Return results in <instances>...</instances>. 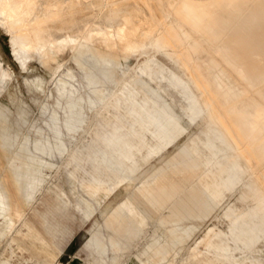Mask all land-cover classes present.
I'll list each match as a JSON object with an SVG mask.
<instances>
[{
	"label": "rangeland",
	"instance_id": "rangeland-1",
	"mask_svg": "<svg viewBox=\"0 0 264 264\" xmlns=\"http://www.w3.org/2000/svg\"><path fill=\"white\" fill-rule=\"evenodd\" d=\"M92 1L75 0L81 8L69 21L75 23L74 33L84 19L99 27L88 46L83 31L72 39L62 32L58 42L64 47L55 49L49 42L46 58L40 44L28 47L41 57L27 66L9 52L16 31L4 14L11 3L0 6V59L11 71L0 89V223L6 219L0 254L14 251L30 259L4 256L0 263L264 264V192L259 187L264 156L249 164L223 140L179 61L185 50L160 39L169 21L191 42L203 34L152 0L159 26L148 31L140 25L141 41L135 45L120 40L125 27L116 16L127 5L142 7L145 0ZM52 2L56 11L64 5V0ZM243 9L214 5L206 37L227 34ZM63 10L58 20H65ZM250 28L256 37H238L235 46L250 66L264 70L263 36L256 26ZM235 29L248 30L246 24ZM16 41L18 49L26 48ZM213 43L201 50L204 59L217 53ZM81 55L92 63H80ZM102 55L105 60L99 62ZM216 59L223 72L222 59ZM236 82L238 99L244 101V86ZM247 94L264 106L254 90ZM20 186L24 193L18 192ZM114 200L120 201L122 214L106 222L109 212L104 211ZM39 212L42 228L34 220ZM106 225L125 246H115V240L112 251L88 245L95 229L106 231ZM8 233L9 241L3 240Z\"/></svg>",
	"mask_w": 264,
	"mask_h": 264
},
{
	"label": "bare ground",
	"instance_id": "bare-ground-1",
	"mask_svg": "<svg viewBox=\"0 0 264 264\" xmlns=\"http://www.w3.org/2000/svg\"><path fill=\"white\" fill-rule=\"evenodd\" d=\"M9 1L11 3L10 8L6 10L5 14L3 13L5 16L4 21L16 31L15 37L9 39V42L12 43L9 52L14 60H20V63L25 66L31 60H35L38 58L37 56H40L28 51V47L40 44L42 54L46 58L48 57V52L45 47L48 46L49 42L55 43V49L64 47L62 43L58 42L59 38L65 36L62 32L67 31L68 36L72 39L76 37L77 32L83 31L85 39L83 42L88 46L92 33L99 28L96 24L90 25L88 20L84 19L79 25L80 28L74 33L73 27H75V23H69V21L74 19V15L81 8V5L76 3L75 0H64V5H59L57 11L53 6L52 0H29L24 5L21 0ZM156 1L159 2V5L160 2L166 4L171 11L170 14L180 18L191 30L198 34L200 32L203 34L198 40L191 42L187 33L178 30L177 26L169 21L168 25L164 27V31L160 34V39L163 43L185 50L179 55V61L184 66L189 81L200 93L201 102L206 107L208 114V122L218 126L223 140L236 147L239 153L245 156L249 164L261 159L264 156V106L256 102L247 92L248 89H252L264 100V88H257L264 83V70L250 66L235 45L239 39L238 37H256L254 30L250 28L254 26L260 29L264 40V0ZM5 2L6 0H0V6ZM95 2L96 0H93L91 3ZM221 4L235 9L238 7L244 8L236 25L246 24L248 28L246 33L235 31V25L227 34L220 38L218 36H214L211 39L206 37V20L211 16L212 7L214 5L220 6ZM82 5L86 9L89 8L87 7L88 1H83ZM74 8L77 9L74 10ZM63 9H67L66 18L65 20H58L56 16L61 15ZM124 9L118 12L116 16L117 23L125 27L119 33L120 40L127 38L132 44L138 45L141 41L138 31L140 25L144 26L148 31L159 26L158 18L155 15L156 7L153 5L152 0H145L142 7L133 4L132 6L127 5ZM95 11L97 10L95 9ZM0 13L2 12L0 11ZM66 20L67 23L64 22ZM24 23L28 25L25 26ZM103 23L109 27L107 20ZM46 27L49 28L48 31L45 30L47 29ZM43 34L47 35L44 36ZM16 39L20 40L26 48L18 49ZM209 43H213L217 51L211 60L204 59L201 52L205 46H209ZM95 45H97L95 49L98 51L99 46L98 44ZM260 50L262 52L260 55L264 56V43L260 45ZM112 56L116 61L119 60L117 54L113 53ZM216 57L221 58L223 61L225 66L223 72L217 69L218 61ZM82 59H85L90 64L92 63L89 56L81 55L80 63ZM104 60L105 55H102L99 58V62ZM101 73L105 74V71H101ZM227 73H233L236 78L231 80ZM10 77L11 71L0 59V89L1 87L3 88ZM236 80L241 81L244 86L247 95L244 101H239L238 99L241 91L236 87ZM238 106H247L250 111L239 109ZM255 119L257 121H254ZM259 187L264 192V178L259 181ZM0 202L2 201L0 200ZM1 212H4L2 205H0ZM5 225L6 219L4 218L0 223V228L3 229Z\"/></svg>",
	"mask_w": 264,
	"mask_h": 264
},
{
	"label": "crops",
	"instance_id": "crops-1",
	"mask_svg": "<svg viewBox=\"0 0 264 264\" xmlns=\"http://www.w3.org/2000/svg\"><path fill=\"white\" fill-rule=\"evenodd\" d=\"M6 192L8 193L9 191L8 190H6ZM12 192H14V190H12ZM18 192H21V193H24L25 192V189L23 188V186H20V189L18 190ZM116 200H114L113 202H110L111 204H110V206L104 211L105 213H107V212H109V214L107 215V220H106V222L108 221V218L110 217V216H112L113 215V220H115L116 219V217H114L115 215L114 214H117L118 212L120 213V214H122V212H121V208H120V201H116ZM6 204H7V207L9 206V204H10V202H6ZM61 206L63 205V202H61V203H59ZM113 204V205H112ZM4 207V206H3ZM108 210H110V211H108ZM103 212V213H104ZM36 213V212H35ZM40 213V212H39ZM124 213V212H123ZM34 215V214H33ZM32 215V216H33ZM34 217V216H33ZM39 217H41L42 218V215H41V213L39 214V216H35V218H34V220H35V222L36 223H38L37 222V218H39ZM115 221H118V219H116ZM39 224V223H38ZM40 226H41V228H42V223L41 224H39ZM27 230H28V226H27ZM106 231H104V228L103 229H101L100 227H98L97 229H95V231L93 232L94 234H93V237L91 238V242H88V245L92 248V245L94 246L93 247V249H100L101 251H106L107 249L108 250H110V251H112L113 250V248H112V240H115L116 242H115V246H122V245H124L125 246V244L124 243H122V238H119V237H117V236H115L116 235V233H114L113 231H110L109 230V228L107 227V225H106V229H105ZM9 233H10V231H9ZM9 233H8V235L5 237V239H3V240H6V241H9ZM29 233V232H28ZM108 233V234H107ZM24 235H27V234H25L24 233ZM42 235V234H41ZM40 235V236H41ZM112 238H114V239H112ZM2 240V241H3ZM12 255L14 256V255H16L17 256V258H20V259H27V260H30L28 257H26V256H24V255H19L18 253H15L14 251H13V253H11L10 255L9 254H7V253H2V254H0V258L1 257H4V256H10V257H8V258H10L11 259V257H12ZM112 255H113V257L114 258H116V254H113V252H112ZM9 262V264H14L13 263V261L12 262H10V261H8ZM0 264H2V263H0Z\"/></svg>",
	"mask_w": 264,
	"mask_h": 264
}]
</instances>
